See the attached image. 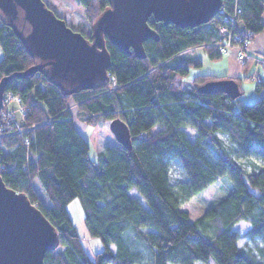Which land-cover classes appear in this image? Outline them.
Returning <instances> with one entry per match:
<instances>
[{"label": "trees", "instance_id": "obj_1", "mask_svg": "<svg viewBox=\"0 0 264 264\" xmlns=\"http://www.w3.org/2000/svg\"><path fill=\"white\" fill-rule=\"evenodd\" d=\"M77 2L91 24L110 6L109 0ZM149 24L159 39L145 41L143 58L127 54L106 37L110 77L92 89H63L46 70L9 79L4 96L19 95L24 115L21 131L15 122L0 131V174L13 189L25 192L57 228L60 244L46 253L45 264H196L211 258L216 264H264V76L256 83L262 96L240 103L235 111L243 93L241 80L248 75H190L191 68L202 65L190 56L197 48H204L211 59L223 56V27L233 29L235 42L242 46L264 32V0H223L211 21L194 27L164 24L153 16ZM76 30L91 40L92 30ZM0 48V80L39 62L1 11ZM221 78L234 80L232 93L201 90ZM73 104L90 126L109 125L116 118L125 121L132 147L117 141L100 151L98 161L92 160L89 139L76 126ZM8 110L4 101L0 124ZM188 127L194 129V139ZM175 160L185 174L179 182H173L170 171ZM35 177L50 206L36 191ZM220 178L231 185L227 195L191 219L185 203ZM134 187L148 206L130 194ZM77 197L89 233L105 245L93 254L86 250L68 209ZM241 221L250 224L243 244L235 228ZM132 230L151 257L133 247L126 233Z\"/></svg>", "mask_w": 264, "mask_h": 264}, {"label": "water", "instance_id": "obj_2", "mask_svg": "<svg viewBox=\"0 0 264 264\" xmlns=\"http://www.w3.org/2000/svg\"><path fill=\"white\" fill-rule=\"evenodd\" d=\"M109 1L110 6L92 24L89 40L45 0H0L7 24L29 54L39 58L25 71L0 80V108L4 106L5 86L14 76L26 78L46 70L49 79L63 89H92L110 77L112 59L106 37L127 54L143 58L145 41L159 39L149 24L150 17L164 24L194 27L211 21L223 6V0ZM235 87L233 79L221 78L206 83L201 90L232 93ZM109 128L119 143L132 147L125 121L113 119ZM59 244L55 225L25 192L13 189L0 174V264H45L46 253Z\"/></svg>", "mask_w": 264, "mask_h": 264}, {"label": "rangeland", "instance_id": "obj_3", "mask_svg": "<svg viewBox=\"0 0 264 264\" xmlns=\"http://www.w3.org/2000/svg\"><path fill=\"white\" fill-rule=\"evenodd\" d=\"M46 3L56 10L57 14L64 17L67 23L72 26L74 29L82 28L87 33H91L92 24L86 19L84 15V11L82 6L77 2V0H45ZM236 17V16H235ZM264 34V32H263ZM230 36V35H229ZM234 38V37H233ZM234 42V41H233ZM252 42V41H250ZM248 42V43H250ZM246 44V48H242L241 46H229L228 52L224 53L223 56L219 59H211L208 55L207 51L204 48H197L195 52H192L190 56L194 58H199L202 62L201 66L191 68L190 75L197 74H210L214 76H245L248 75V78H243L241 80V88L243 93L239 96V100L235 103V111L240 109V103H253L259 97L262 96V93H259L256 90V83L259 81L258 77L264 76V66L260 64L261 62L257 60V58H261L264 56V51L256 50L248 46ZM234 50H237V56H234ZM243 54V55H242ZM244 56V58L241 57ZM3 57V56H2ZM2 59V58H1ZM0 59V60H1ZM247 69V73H245V69ZM115 86H112L113 89ZM4 101H6V96H4ZM9 110L17 115L19 120L21 121L22 116L24 115V109H22V105L16 99L7 100ZM15 105V109L10 107ZM72 113L76 119V124H80L83 122L78 115V107L73 104L71 106ZM85 124V123H84ZM109 125H105L103 123L98 126H90L85 124V133H83L88 139L90 143V158L94 161L99 160V153L106 146L112 145L117 142L115 135L111 132L108 127ZM154 131L158 130V126L153 128ZM188 136L192 139L195 138L194 129L188 127L186 128ZM221 136L226 139L225 135L221 134ZM207 150L216 158V154L212 151L211 147L208 145ZM170 171L173 177V182H179L185 178L184 171L178 161H171L170 163ZM33 185L36 191L41 196L42 201L46 206H50L52 204L50 198L48 197L47 192L45 191L42 182L39 177H35L33 180ZM231 185L228 179H219L217 182L212 184L209 188L194 196L190 199L189 202L185 203V208L191 212V219H194L200 216L205 209L214 205L217 201L222 199L227 195ZM130 194L136 196L140 199V201L148 206L147 201L144 196L138 191L137 188H131ZM69 212L73 219V222L78 228L80 235L83 237L84 245L86 250L93 254L97 251H101L104 249L105 245L102 239L98 236L91 235L86 227L85 223V209L82 204V201L79 197L75 198L69 204ZM250 224L241 221L236 224L235 228L239 230L241 233V238L239 240V244H243L248 237L245 235L248 230ZM129 241L132 243L133 247L141 248L144 250V253L147 257H151V251L145 247V243L136 235V233L132 230L126 232ZM261 241V239H259ZM253 244V242H251ZM174 264V263H171ZM196 264H216L214 259H210L208 262L197 261Z\"/></svg>", "mask_w": 264, "mask_h": 264}, {"label": "built area", "instance_id": "obj_4", "mask_svg": "<svg viewBox=\"0 0 264 264\" xmlns=\"http://www.w3.org/2000/svg\"><path fill=\"white\" fill-rule=\"evenodd\" d=\"M222 30L224 31L225 35L227 36V40L224 41L220 45V52L221 53H223V54L224 53H227L228 52V49H229V46H231V45L238 46V47L241 46L242 48H246V46L239 45L238 43L235 42V40L233 38L234 37L233 36V29H230L228 27H223ZM242 58H244V56L241 57V60H242ZM257 60H259L261 62L260 64H263L264 65V56L261 57V58H257ZM258 79L260 81V77H258ZM5 96H6V102H8L7 100L16 99L22 105V102H21V99H20L19 95H16L14 93H8ZM21 108L24 109V106L22 105ZM2 115L5 116V119L0 124V131H3L5 129L9 128L12 122H15V125L13 124L14 127L15 126L18 127V130L17 131H21L22 130L21 127H20L19 118L17 117V115L15 113H13L12 111L8 110V112H6V113L3 112Z\"/></svg>", "mask_w": 264, "mask_h": 264}, {"label": "crops", "instance_id": "obj_5", "mask_svg": "<svg viewBox=\"0 0 264 264\" xmlns=\"http://www.w3.org/2000/svg\"><path fill=\"white\" fill-rule=\"evenodd\" d=\"M248 46L251 47V48H253V49H256L257 51L258 50L264 51V34L261 33V34L257 35L256 38L252 42L248 43ZM233 54H234V56L235 55L237 56V50H234V53ZM2 56H3V53H2V50L0 48V59L2 58ZM10 107L12 109H15V105L14 106H11V104H10ZM76 126H77V128L82 133H85L84 132L85 131V124H84V122H80V124L77 123ZM110 247L112 249H115V246L113 244H111Z\"/></svg>", "mask_w": 264, "mask_h": 264}]
</instances>
